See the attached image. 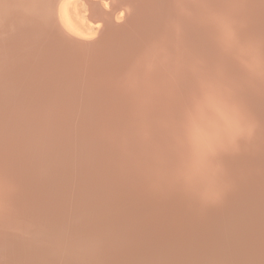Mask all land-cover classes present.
<instances>
[{"label": "bare ground", "instance_id": "bare-ground-1", "mask_svg": "<svg viewBox=\"0 0 264 264\" xmlns=\"http://www.w3.org/2000/svg\"><path fill=\"white\" fill-rule=\"evenodd\" d=\"M103 1L102 0H70L66 6H62L60 8H56L54 6L55 10L52 9V7L49 5L50 3H48L47 0H41L38 3L29 2L28 0H8L7 2L3 3L4 7L8 6V2H10V4H15L16 10L8 11V14L14 16L15 18L18 17L21 19V17L23 16V19L30 20V24L37 29L38 36L35 35L33 37V39L35 40L33 41L34 42V45L32 46L33 48L31 49V51H28L26 53V55L33 53V55L26 56V55H21L20 52H17L16 54H8L7 58L4 60L0 59V104L2 105V108L0 105V109H1L0 115H4V117L5 115H7L6 116L7 120H9L8 114L14 117L13 116L14 112L20 109L22 104L24 105L23 108L28 107V109L30 110L28 114L26 113V108L24 109L25 111L22 108L23 113L25 112L26 114V115L24 114L23 116L25 118L20 116L22 115L20 114L22 113V111L19 112L20 115L17 114V118L19 117H21V119L23 118L22 120L23 123L24 120H26V116L30 115V118H27V120L25 121L27 123L24 124L19 123L20 124L19 126L23 128V129L20 128V130L24 131L27 134H29V132L32 133L34 135L33 137L34 139L31 138L33 140L32 143L34 142L38 143L44 137V136L42 137L40 133L42 132L43 134V132H46V130L49 129L50 126L52 127L53 124L55 125L60 119L59 114H56V110L57 113L58 111L61 113V111L63 112L62 109H65L67 112L65 113L68 115L67 122L63 125L61 124L62 125V127L60 126L61 128L55 126L60 129L58 132L54 131L55 128L54 129L52 128L53 131L56 132V134L54 132L52 134L51 133L52 131H50L52 137L50 138L48 137V138L50 139L51 145L49 144L48 145L49 147L55 146L56 148V146L59 145L62 146V144L65 143L66 145H68L66 151L67 153L65 156L69 158L71 157L70 159L72 158L76 159V157L79 155V149H81L82 146L84 148L83 144H85L86 142H93V146L95 145L98 146L99 144L101 145L102 140L105 138L104 136L105 131L103 128H101V125L103 126V121L98 119L97 117L98 115L97 113L100 110L96 111L97 109H95V107L97 106H101V108L105 107L106 111L103 109L104 110L103 113L105 112L109 113L108 123L114 129L113 130L114 133L108 132L109 134L115 135L114 146L116 144L117 148H119L120 150L126 149V152L128 151L129 156L127 155L128 157L127 158L125 154L128 153H125L124 156L126 157V159L124 157V159L121 160L120 159L121 153L119 154L116 148L115 149L117 150L119 158L117 155L114 156L113 154L110 153L113 148L109 149L111 150L109 151L110 154L108 153L106 147L101 148V149L106 148V152L109 155L105 157V162L104 164L102 163L103 164L102 167L99 166L100 171H102L101 174L103 176L101 174L100 175L102 176L103 179H106V181L108 178H110L112 174L117 178L112 176V178H110V181L112 179L113 182L114 181L117 182L116 179L119 178L121 180L118 179V182H120L127 179L128 180L127 183L126 181H124L125 182L124 184L125 185L129 184L128 186L129 188L126 191H123L122 193L123 196H121V193H118V191L122 187V185L119 188L117 187L118 190L116 193L115 186L118 185L116 184V182L114 184L103 181L104 185L102 187L100 186L102 188L100 189L101 192L99 189L95 190L96 184L98 185L97 180H95L98 173L95 175L96 177H93L94 175L91 173V171H89L90 173L87 172L86 165H88V160L86 159V154L84 157L85 159L84 162L83 161L82 163L79 162L80 163L79 165H76V161H75L71 165H67L62 168L56 167V168H50L49 170L47 169V175L45 176L50 177L52 175H55V177L57 176L59 180L61 178L68 177L69 169L72 168L75 169L72 171L75 176L73 178L68 177L67 183L63 187H61V182L54 185L59 180L56 181V180H52L51 178L47 180L43 178V180L41 181L42 183L41 185L33 186L32 183L36 169L35 167L31 169L28 167L29 170L27 171H23V169L18 168V170L15 171L16 173L15 175H13L12 179L10 176V171L6 169L7 167L5 166L0 167V189L5 191V193L7 194V198L8 197L12 198L16 194V200H18L17 206L19 208L15 207V205L13 204L14 207L8 205L9 210L11 209L10 207H12V209L19 212V214L21 215L23 212L22 209H24V207L27 206L29 200L32 197H37L36 199L42 201L44 205L53 206L56 203H58L57 205L58 210H60L61 213L63 212L62 214L68 213L64 215V217L61 219L60 222H57L58 218L56 217L54 222L51 223L52 226L51 227L49 226L48 227L49 229L45 230L39 226L40 222L38 223V221L40 219V216L38 215V213L35 211V209L34 210L30 209L34 211L33 214L27 215L26 213L21 217H18L16 219H11V221L8 222V224L5 225V227L0 230V234L6 235L8 239L14 241V244L15 242H17V245L19 243L17 249H15L16 253L14 252V254H16V257L17 258L19 257L18 259H20V256H24L25 254L27 255L28 252L32 251L31 253H33L35 248L29 250L30 246L33 244V247L39 245V249L41 248V251H43L41 252V254L44 253L43 255H45V252H47L48 254H46L45 256L48 258L52 247L54 246L53 247L54 249H56L57 247L59 249V253L61 254V256L60 254L58 256H60L61 258L59 257L58 260L54 258L55 262L56 260L58 261L56 262V264H102L99 259L103 257L102 254L106 252L108 254L107 256L104 255L105 257H109L110 254L113 253L112 256H114L115 259L119 258L117 259L115 264H131L130 262L131 258H129V260L127 258L128 257L127 255H131V254L134 255L131 261L137 258L136 262H133L135 264H144L141 261H147V259L148 260L151 259L152 261H155L156 264H197L195 259L199 251V241L202 239L204 242V240L211 239L214 245L219 241L218 238H220L221 235L224 236V233L226 234L227 232L230 231L229 228L231 227L229 225H223L224 223L228 222V219H231L230 216L232 215V214H228L229 206L226 204V201L227 200L229 201V199L231 200V198L236 199L237 201L238 197L240 198V196L237 197V195H239L240 193L244 199H248V201L250 199L251 202H249L248 204L246 203L247 200L243 202L244 205L242 204L243 205L242 208H244V211L242 212V214H240L239 219L241 220V216H242V217H247L250 220V222L253 225L254 236H256L257 238L255 239V241L248 243L247 237L245 238L246 231L243 232L244 229L241 228L242 225H240L239 223H235V221L231 220L228 224H230L231 226H235L231 228L232 229L231 231L233 234L234 245L235 244L237 245L236 249L233 248V250L237 251V249L239 248V250L242 251V249L244 248L243 245L244 243L246 247L252 250L253 254L249 255L248 257L247 256L241 257V259L245 260V262L244 260H242V262L245 264H259V263L264 264V258L262 259L261 257L264 256V229H262L263 227L262 228L260 227L261 222L264 223V190H262L264 188L260 187L262 186V182H264V178H263L264 106H262L264 104L262 103L261 105L260 102L259 104L262 107L258 105V107L256 108L257 110L260 107L258 109V113L255 111L256 114H258V117L260 118V121H258L257 118L256 120L258 122H262L260 125L259 123L257 124V121L256 122L247 121V117H245L250 113L251 116L255 114V112L251 110H250L251 112L247 111L249 114L246 112L248 107L246 106L247 103L249 105V102L253 98H255L253 94L254 91L252 89L254 90L255 88L258 90L260 89L259 91L261 94L259 96L263 95L264 98V63L261 62L262 60L260 59L257 61L256 63L257 65H253V64L251 65V63H249V65L246 64L247 60H250L249 57H251V55L253 54L252 50L254 49L264 50V35H262L264 32V30H262L264 28V0H203L204 3L202 4L200 3L195 4L194 3L195 0H158L159 5L158 4L153 5L152 0H137L136 4H134L133 6V8H136V10H134L136 11V13L133 16H130L131 14L127 15L126 10L128 8L124 9L125 6L124 8L123 6L108 7V5ZM251 1L253 4L252 11H255V13L250 14L249 17L247 15V17L245 18H240L241 13L237 14L236 12L238 11V9L242 4L250 3ZM128 6H130V3L128 4ZM130 7L132 8V4ZM232 8H237V9H232ZM0 12H2L3 15H5L4 16L5 18H7L6 16L7 14L6 12L4 13V10ZM191 13H192L191 18L194 19L197 23L196 26L194 27V31H196V34L202 33L201 23L204 22L203 25L204 31L208 29H214L215 27H217L219 28L221 35L223 34L222 36L226 38L223 41L220 38L221 42L218 41L219 44L217 45H212L214 40H212L211 38L212 40L211 45H209L208 47L202 46L203 48L200 47V50L197 47L198 48L197 51L195 46H197L199 42L197 41L198 43L194 46L195 43L194 36L186 35L187 36L186 40L184 38V31L186 29L182 24L188 19V16ZM256 13L258 14L256 15ZM210 14H213L214 16L212 17L216 19L215 23L213 22V24L212 23L209 24L206 22V17L209 16ZM72 20H74L73 21L74 25H76L78 28L79 27L82 28L83 31L85 30V32L86 31L89 33L93 32L95 33L94 35L96 36L92 38L93 37L92 35L91 36L85 35V32L83 33V31L80 28L79 30L81 31L78 32V34L82 33L83 34L82 36H86V37H79V36L77 37L76 35L65 36L61 34L59 29L61 28L65 29L64 27L66 26H68L69 28L72 27L71 26ZM101 21H104V24H102ZM210 21L211 20H209L208 22ZM94 22H97L98 25L95 24ZM99 22H101V25L99 24ZM19 25H20L19 27H22L21 24ZM257 25L262 27L256 29L260 31L261 35H256V30H252V28L254 27L256 28L259 27ZM6 26L10 31L14 33H18L19 31L21 32V29L24 27V24L23 27L20 29L17 26L16 22L10 23L9 21H7L6 23H3L2 20V24H1V20H0V33L3 31L2 29L5 28ZM166 26H168L167 28L169 31L171 28L175 29L171 32H175V34L177 35L176 38L173 37L175 43H173V41L171 42L173 38H171V40L168 38L167 40L166 39L167 36L166 38L164 37L167 46L163 47L161 52L165 60L168 59L171 60V62L170 65L169 64L166 65V63L163 64L165 62V60H163L161 65H156L154 56L152 54L153 53L152 48L157 44L156 41L157 39H162V37L160 38V35H163L162 31ZM240 26L249 27L248 32L243 31V33L247 35V38L245 37V39L243 37L245 35H242L241 38L240 32H238ZM217 28L214 30H217ZM26 31L27 29L25 30V33ZM186 31L188 32V30ZM210 32L211 31L208 30L206 32V35L209 36ZM13 34H10V32L9 35L7 34L5 35V33L0 34V49L2 48L4 49V47L7 46L6 43H8V45H10L12 48V45L15 46L16 44L14 42L15 40L18 42L17 45L20 47V49H24V46L26 45L25 42L28 40V38H30L28 36L31 35H28V33H26L25 35L23 34L24 36L23 39L22 38L19 39L20 35H13ZM217 35L218 33L216 34V36ZM137 39H140V41L142 40L141 42L142 44L140 45L137 44L136 42ZM207 39L205 37V40ZM205 40H202L201 42ZM210 42L211 41L209 39L205 41L206 45ZM252 44L253 45L255 44L257 48H254ZM192 46L195 47L197 52L196 51L187 52V50ZM120 49H122L121 51H123V53L120 51ZM25 50L27 51V49ZM174 50H176L177 52H174ZM215 52L217 55L221 53L225 55L224 58L221 57L223 61L219 62L215 60L214 58ZM38 54L45 55L46 59L48 57V60H45L44 62V64L47 65L46 74L48 75H44V77L42 76L45 81L43 79L42 80L44 83L46 82L47 86L51 85L50 79L53 82V80L56 78V75L54 74H56L58 70L63 69L65 71L67 69L71 71L70 74H68V78L71 82L68 83L67 87L70 89H68L67 92L54 91L53 89H51L48 91H53L51 92L52 95H50L49 98H47L48 92L45 91L41 92L42 89L39 90V88H44L41 87L42 85L40 86L41 82H39L38 84L39 87L35 88V90L33 88L34 91H37L35 93L31 91L27 92L25 88L22 86L18 87V83L16 80L15 83L17 84H15V86H11L14 85V83L10 84L9 82L7 85H1L3 81L8 80V77L10 76V74H12L11 73L12 71H14V73H16V75H18L19 78H21L23 77L24 75L23 73H25V71L36 70V66L35 67H30V65L29 67L22 66L21 56H24L26 58L27 57L34 58L37 57ZM106 58H109L110 62L102 63L103 60H107ZM176 63H178L177 66H175ZM223 63L224 64L226 63L227 69L229 70L231 75L233 74V76H235L234 78L244 83L243 86L242 85L240 86V84L239 85L236 84L237 83L236 81V83H230L225 87V84L223 82L224 78L216 74V66L220 67L219 65ZM243 65L247 68H250V70H251V66L252 69L253 66H260L259 67L260 69L263 68L261 71L262 72L261 82H259L260 80L259 81H254L253 79L251 80L252 78L251 76H254V74L251 76H247L250 75L248 73L251 72H246L247 75L246 74L242 75L241 74L242 72L240 73L239 71L242 70L241 68L243 67ZM100 66H102L101 69L96 68ZM164 68H168V70L159 77L155 76V74L153 73L155 69L157 72L158 69H160L161 71ZM257 68L258 67H256V69ZM186 71H189L190 74L188 75L185 74ZM17 72L20 73L17 74ZM238 73H240V75H238ZM26 79H28V76ZM221 82L223 83L221 84ZM43 86L45 85L43 84ZM193 88H195L193 93L194 96H191L193 95L191 93L190 99H193L192 102L197 106H199V108H200V104L204 102L207 103V100L209 101L211 99L210 102L214 104L212 105V112L217 110L219 111L220 108H223L222 105H224L223 97L227 96L230 101L229 106L232 105V107L238 110L239 114H241L243 117L241 118L242 121L238 126L233 125V127H231L232 129L228 126L230 128L228 129L226 124L227 130L224 128L225 130L223 129L222 131L215 132L214 129L211 128V125L214 122L213 120H216L214 116L217 115H214L213 113L211 114V117L209 116L210 117L209 119L207 117V120L213 121L210 127L207 126L208 130H213V131H208V130L206 131L207 129L206 127H204L205 131L201 133L195 131L194 133L191 130L186 131V133H193V139H194L193 142L191 140H190L191 142H189L190 144H192L191 146L189 144L187 145L183 144L184 142L188 143L189 139H186L187 141L184 142H183L184 138L183 140H179L183 142L182 144L180 142L181 149L182 148L185 149L187 146L186 148L187 150L193 151V154L191 153L192 159L188 157L187 158L188 161L186 159V156L191 151L190 152L188 151V153L186 154L184 153L185 156H182L183 154L181 155L182 157H185V158L181 157L182 161L183 162L185 161L184 163L188 162L189 165H191L190 169L192 168L191 175L189 174L190 176L186 175L187 173H185V175L188 177L186 178L183 175L184 172L186 171V170L184 171V169H183L184 172H182L180 169H179L180 171L175 169V171L173 172L172 169L173 165L171 162L173 157H171L172 155H170V148L173 142L170 145H168L169 137L167 138L163 136L164 137L163 140H161V142L158 143L156 142L157 141L156 138L147 131H149L148 130L149 121L155 120L154 122H156V119L160 118V117L157 118L155 116L156 111H158L156 110L157 109L156 104H158L159 101H163V102L167 101L168 99H170V97H173L176 101L172 100L173 102L171 101L169 103V105H172L170 107L173 110L171 111V108L168 106L170 108L169 113H172L173 116L171 115V118L168 119V122L170 124L172 123V126L174 125L181 126L180 123L183 124V122H180V119L178 120L176 118L180 110L179 105H181V102L184 101L185 99H186L185 101H187L186 95L187 93H189L190 90H193ZM46 89L47 88H45L44 90ZM5 91L9 93H5ZM134 91L138 94H140V92L141 93L144 92V94L142 93L140 95L141 96L144 95L143 96L144 98L146 97L144 99L145 103L140 102L141 104H144V106L141 107V110L143 109V112H145V115L143 116L145 117L144 119L145 121L140 120V123L137 122L132 123L131 121L132 118H130L131 114L130 116L127 115L130 112V110L126 112L127 114L122 113L121 115H119L123 111L122 109H121L122 111L120 110L121 111L120 113L116 112L119 114L115 113V111H119L118 109L120 108L119 106L121 102L127 100L131 102L137 99V96L139 95L136 96V93ZM10 94L11 95L17 94V96H13L9 99L7 97H9ZM72 94H74L75 96L69 97L70 95L72 96ZM44 95L46 96L44 97ZM67 97L70 100L65 99ZM139 98L140 97H138V99ZM64 99L67 100V103L65 105L63 103L65 102ZM177 99H179L180 101L178 100L179 101L178 102ZM137 100L134 102H137ZM130 102L128 104H130ZM176 102L177 104H172ZM94 105L97 106H95L93 110H91L90 106L93 107ZM117 105H119L118 106L119 108H116ZM60 107H64V108H61L60 111L59 109ZM7 110L9 111L7 112ZM252 112L254 113L252 114ZM103 113L101 111L100 116ZM131 113L135 115V113H133L132 111ZM196 113L197 112H195V114ZM41 114L43 115L41 116ZM105 114L104 116H106ZM57 115L59 117H57ZM255 117L253 116V118ZM39 118L43 120H39ZM57 118L59 119L57 120ZM126 118H128L130 121H128V119L126 120ZM83 119H88L87 121L90 124L89 126L91 127L92 130H95V133L92 134L87 132L86 125L85 128L81 126L80 122ZM123 119L126 120L127 122L125 121L126 123H124ZM4 120L0 121V130H1L0 142L3 140L1 138L3 135L7 134L5 136L6 138L11 134V132H14V129L16 128L14 127L15 125L8 123L9 121H11V119L8 122H4ZM158 121L159 120H157V122ZM190 121H192V117ZM216 121L218 122V120ZM62 122L64 123V121ZM62 122L60 121V123ZM162 125L164 127L166 126V124H162ZM215 125L217 126L216 123L213 126ZM176 126L174 127L176 128ZM160 127L159 129L155 127L157 132H159V134L160 131L158 130H160ZM170 128L173 127H171L170 125L169 129ZM180 128L181 127H179L178 129ZM49 130H47V132ZM171 130L173 129H170V131ZM175 130L177 131V129L173 130L174 131L173 137H175V133H176ZM181 131L178 130L179 134L176 133V136L177 134L180 135ZM258 132L261 133L258 135ZM166 133L168 134V132ZM48 134L47 136H50ZM172 134L173 133L171 134L169 133V136ZM145 135L151 139V141H149L151 142V144H152V139L154 140L155 144L151 145V147L148 148V145H146L148 144V142L146 141V143H144L145 146H143V148L147 147L148 149L147 148L142 149V147L140 146V148L142 149L141 150L139 148L140 144L138 145V141ZM188 135L191 134H187V136ZM111 137L114 138L113 135H111ZM113 138H111V140ZM91 139H93V141ZM227 140L229 141L227 142ZM173 141H175V138L173 139ZM111 142H113V140ZM107 144L104 146H107ZM178 144L177 146L179 147L180 144L179 145ZM109 145H113V144H109ZM111 147L112 146H110V148ZM176 148H175L176 152L181 150L180 147L178 148L179 150L178 149L176 150ZM152 149L155 150L153 154L152 153L150 154ZM56 150L57 149H55V151ZM173 150H171V152ZM49 151H53V150L39 149L36 150L35 153H31V154L32 156H34L35 160L39 162V164L42 161L45 162L46 160L51 159L54 155H56L57 159L60 158V156H62L59 155L58 157L57 153L54 151L53 153L55 154L52 155L53 153ZM124 152L125 151H123V153ZM176 152L173 151V153ZM59 154H61V151ZM14 157L17 162L19 161V158L21 159V155L19 156L17 153L14 154ZM242 161L247 162L246 166L248 167L246 170H244L241 167ZM141 162L144 163L146 162V164H148L150 167L146 166L143 167L145 169H142L143 163L142 166L139 167ZM41 164L39 167L43 166ZM129 164L130 165L138 164L139 166L136 165V167L138 166L139 169L133 171L132 168L134 167V165L133 167H131ZM180 164H182V162H180ZM33 166L35 165L33 164ZM185 166L188 168V170H190L187 164H185L184 167L183 166L182 167L186 168ZM258 166L260 170L259 175L254 176L252 171L254 170V172H257L255 170ZM239 167H241L243 170L240 169ZM158 170H162L163 173L164 172L167 173L165 178L172 179V184H170V187H167V183H166L165 190H167V193H165L166 196L164 195L166 198L164 196L161 197L163 194L161 195L159 191L160 188L161 189L164 188L163 187L164 184L162 187H159V184L162 182V176L160 174H158V176L156 175V171ZM49 173L52 174L50 175ZM17 176L22 177L23 188L19 190V192L15 193L16 190L11 188L10 182L16 179ZM113 177L115 178V180L113 179ZM99 180L102 182L101 178L98 179V181ZM142 180H145L147 183L144 184ZM87 181L91 183L92 182L95 183L96 181V183L94 184L95 187L91 188L92 191L93 190L95 191L89 193L91 196L90 195L86 196L85 194L86 192L84 193L82 191V187L83 185H85ZM257 183L260 184V186ZM94 185L91 184V186ZM109 185L112 187V189H110L111 187ZM183 185L184 186L186 185L185 187L187 186L190 187L189 189L192 190V196H189L190 194L189 191L186 192V190L185 191L182 190L181 187ZM108 186L110 188H107ZM163 192L164 189H162L161 193ZM186 193H188V195ZM167 197H168V201H165L166 205L161 206L159 208L160 210L157 209L156 207L157 201L167 200ZM128 198L130 199V201L133 199L132 202L134 204L131 203L132 204L131 207L137 205L140 208L141 207L144 208L142 215H135L143 218L142 220H140L139 217L136 219H131L132 212L129 213L128 211L131 207L129 209L125 207L127 202L129 201ZM195 198L201 199L202 202H199L201 207L193 206L192 209H189L193 204L192 202L189 201L192 199L196 200ZM118 204H120L121 207H123L122 208L123 212L120 213L121 214L120 217L122 218L121 221H119L117 215L111 213L114 212L116 208H119ZM195 207L204 208L203 209L204 211L202 212L199 211L200 214L196 213L197 215L193 214L194 211L192 210L193 209L195 210ZM94 209L98 210V212L102 211L101 213L104 214L106 211H110V212H106L107 213L106 215L108 217L101 216L102 218H100L99 215L97 214V218H100V221L97 222L95 225L90 223V221H93V219L90 218L89 220V217L91 215H94L92 212V210L95 211ZM25 210H29V209L26 208ZM55 210L56 209H53L52 211ZM163 210H165L164 211L165 214L163 212L164 216L162 217V219H160L161 217L159 218L158 215ZM143 215L145 217H142ZM116 218L118 219V221ZM240 220H238V222ZM114 221L115 223L118 222L119 223L112 226V223H114ZM236 227H240V229L239 230L235 229ZM227 228L229 231L227 230ZM19 229L26 230V232L29 233L28 235L32 236V238L30 239L28 238L29 239L28 248L27 246L22 247L23 246L22 241L24 240L19 236ZM225 229L227 230L226 232H224ZM81 231L83 232L82 235L80 234ZM71 235H74V237ZM151 235L152 238H150ZM176 235H178L177 238L175 237ZM36 236H37V240L39 241L35 240ZM193 236H195V239L189 241L190 240L189 238L190 237L192 238ZM239 236L240 239L238 238ZM216 239L217 242H215ZM176 241L178 242L177 243L178 246L176 245V243H174ZM81 242L82 243L85 242L86 246L88 245V248L89 246H91V248L85 249L82 246L83 249H81L82 247L81 248L78 247L81 244ZM104 242H107V244H105ZM99 243H104V244L99 245ZM207 243L209 245V242ZM117 247H119V249ZM212 248H214V246ZM214 251L218 252V249ZM41 254L40 256L42 257L43 255ZM12 257H14V255ZM215 257L216 259H214ZM218 257H219L218 255H214L213 258L207 259L209 260L207 263L205 262L206 261V257H205L204 258L205 261H203L204 263L202 264H239L238 260L240 258H236L234 255H231V257H229V260L227 261L225 260L224 262L220 260V257L219 258ZM14 259L15 258H13L12 260ZM162 259H164V262H162ZM45 260L46 259H44V261ZM34 261L35 260H33V262ZM39 263H43V259ZM155 263L153 262V264ZM24 264H28V263H24ZM103 264H107V262H103Z\"/></svg>", "mask_w": 264, "mask_h": 264}, {"label": "rangeland", "instance_id": "rangeland-1", "mask_svg": "<svg viewBox=\"0 0 264 264\" xmlns=\"http://www.w3.org/2000/svg\"><path fill=\"white\" fill-rule=\"evenodd\" d=\"M8 0H0V11H2V10H4V13L6 12V16H7V18H5L4 16L5 15H3L2 14V12H0V20H1V24H2V20H3V23H6L7 21H9L10 23H15L16 22V24H17V26L19 27L20 25L19 24H21V26L23 27V24H24V27L22 28V27H19L20 29H21V32L19 31L18 33H14V32H12V31H10L8 28H7V26L5 27V28H3L2 30V32L0 33V34H3V33H5V35L7 34V35H9V32H10V34H13V35H20L19 36V39H23V34L25 35L26 33H28V35H31V36H28V37H30V38H28V40L25 42L26 43V45L24 46V49H20V47L17 45V41L15 40L14 42L16 43L15 44V46L14 45H12V48H11V46L10 45H8V43H6L7 44V46H5V47H7V48H5L4 47V49L2 48V49H0V59H2V60H4V59H6L7 58V55L8 54H16L17 52H20V54L21 55H26V53L28 52V51H31V49L33 48L32 46L34 45V42L33 41H35L34 39H33V37L35 36V35H37L38 36V32H37V29L34 27V26H32L31 24H30V20H28V19H23V16L21 17V19L20 18H18V17H14V16H12V15H10V14H8V11H13V10H16V7H15V4H10V2H8V6H5L4 7V2H7ZM29 2H33V3H38L39 1H41V0H28ZM56 1V2H55ZM58 1L59 0H47V2L48 3H50L49 5L52 7V9H54L55 10V8H54V6L56 7V8H60V7H62V6H66L67 5V3L70 1V0H61V1H59V3H58ZM103 1V0H102ZM64 3V5H63V3ZM104 3H106L107 5H108V7L109 6H123V8H124V6H125V8L124 9H127L126 10V12H127V15H130V16H133L135 13H136V11H134V10H136V8H133V6H134V4H136V2H137V0H104L103 1ZM130 3V6H131V4H132V8L130 7V6H128V4ZM158 0H156V1H153L152 0V4L153 5H156V4H158ZM12 3V2H11ZM194 3L196 4V3H200V4H202V3H204V1L203 0H201V1H197V0H195L194 1ZM53 4V5H52ZM246 4H248V5H246ZM244 3V4H242L241 6H240V8L238 9V11L236 12L237 14H240L241 13V15H240V18H245V17H247V15H248V17L250 16V14H252V13H255V11H252L253 10V4H252V1L250 2V3ZM58 5V6H57ZM159 5V4H158ZM255 5V4H254ZM127 6V7H126ZM247 6H249V7H247ZM157 8V7H156ZM232 9H237V8H232ZM247 9V10H246ZM114 10V9H113ZM251 10V11H250ZM249 11V12H248ZM31 12V11H30ZM246 12V13H245ZM194 13V12H193ZM236 13H234V14H236ZM248 13V14H247ZM258 13H256V15H257ZM191 15H192V13L191 14H189V16H188V19L182 24L184 27H185V29L186 30H188V32L185 30L184 31V38H185V40H186V38H187V36H191V35H193L194 36V40H195V43H194V46L198 43V45L197 46H195L196 47V49H197V51H198V48H199V50H200V47H208L209 45H211V43H212V40H214L215 42H217V43H215L214 41H213V43H212V45H217V44H219V42H221V39H222V41L226 38V37H224V36H222L221 35V33H220V30H219V28H217V27H211V28H214V29H216L217 28V30H214V29H208V30H210L211 32H210V35L208 36V35H206V32L208 31V30H206V31H204V22L203 23H201L202 24V33L201 34H196V31H194V27L196 26V21L194 20V19H192L191 18ZM3 16V17H2ZM210 16V17H209ZM209 16H207V17H209V18H207L206 16V22L207 23H209V24H213V22L215 23V21H216V19L215 18H213L212 16H214L213 14H210ZM190 17V18H189ZM214 19V20H213ZM209 20H211L210 22H208ZM213 20V21H212ZM19 21V22H18ZM74 20H72V27H68V26H66V27H64L65 29L64 30H66V31H68L70 34H72V35H76L77 37L79 36V37H86V36H82L83 34L82 33H80V34H78V32H80L81 30L83 31V29L82 28H80L81 30H79V28L76 26V25H74V22H73ZM94 21V20H93ZM102 22V24H104V21H101ZM101 22H99V24L101 25ZM194 22V23H193ZM95 24H97L98 25V23L97 22H94ZM193 24H195V25H193ZM208 24V25H209ZM257 26H259V25H257ZM31 27V28H30ZM76 27V28H75ZM168 26H166V27H164V29H163V31H162V34L164 35H160V38L162 37V39H157L156 41H157V44L152 48V54H153V56H154V60H155V63H156V65H161V63H162V61L163 60H165V58L163 57V54H162V49H163V47H165V46H167L166 45V43H165V38H166V36H167V40H168V38L171 40V38H176L177 37V35L175 34V32H171V31H173V30H175V29H170V31L168 30V28H167ZM24 28H26L27 29V31H26V33H25V30L26 29H24ZM191 28V29H190ZM258 28H262V27H254V28H252V30H256V29H258ZM6 29V30H5ZM59 29V28H58ZM74 29V30H73ZM165 30V31H164ZM191 31V34H190V31ZM215 31V33L217 34L218 33V38H217V36H216V34L214 33V31ZM248 30H249V27H245V26H240V28H239V30H238V32H240V37L242 38V35H245L244 33H243V31H245V32H248ZM261 30V29H260ZM262 30H264V28L262 29ZM30 31V32H29ZM169 31V32H168ZM218 31V32H217ZM85 32V30L83 31V33ZM87 32V31H86ZM85 32V35H92L93 37L92 38H94V36H96V35H94L95 33H93V32H91V33H89V32H87L86 33ZM186 32V33H185ZM214 34H213V33ZM237 32V33H238ZM31 33V34H30ZM169 33V34H168ZM173 33H174V35H173ZM204 33V34H203ZM22 35V36H21ZM187 35V36H186ZM199 35H200V38H199ZM202 35V36H201ZM205 35V36H204ZM215 35V36H214ZM256 35H261V33H260V31L259 30H256ZM262 35H264V32H263V34ZM171 36V37H170ZM196 36H197V38H196ZM214 36V37H213ZM105 37V36H104ZM165 37V38H164ZM205 37H206V39L208 38V37H210V38H208L211 42L210 43H208L207 45H206V43H205V41H207V40H205ZM244 37V39H245V37L247 38V35H245V36H243ZM174 38L171 40V42L173 41V43H175L174 41ZM211 38H212V40H211ZM221 38V39H220ZM199 39H202V40H205V41H203V42H201L202 40H199ZM217 39H219V40H217ZM161 40V41H160ZM217 40V41H216ZM138 41H139V43H138ZM198 41V42H197ZM219 41V42H218ZM136 42H137V44H142L141 42H142V40L140 41V39H137L136 40ZM201 42V43H200ZM33 43V44H32ZM203 43V44H202ZM161 44V45H160ZM163 44H165V45H163ZM121 45V44H120ZM253 45V44H252ZM3 46V45H2ZM159 46H161V47H159ZM178 46H179V44H178ZM254 46V48H257L256 46H255V44L253 45ZM11 49H10V48ZM13 47H16V48H13ZM157 47V48H156ZM195 47H190V48H192V49H188L187 50V52H195L196 51V49H195ZM198 47V48H197ZM202 47V48H203ZM121 48V47H120ZM154 48H155V50H154ZM201 48V49H202ZM7 51H6V50ZM25 49H27V51L25 50ZM180 49V48H179ZM122 49H120V51H121ZM255 50V49H254ZM254 50H252V55H251V57H249V59L250 60H247V62H246V64L247 65H249V63H251V65L253 64V65H257L256 63H257V61L258 60H262L261 62H263L264 63V54H263V52H264V50H258V49H256L255 51ZM196 51V52H197ZM260 53H259V52ZM122 53H123V51H121ZM120 52V53H121ZM174 52H177L176 50H174ZM2 54V55H1ZM261 54V55H260ZM30 56V55H33V53H31V54H27L26 56ZM192 55H194V54H192ZM34 56H35V53H34ZM102 56V55H101ZM123 56V55H122ZM214 58H215V60L216 61H223V59L222 58H224L225 57V55H223V53H221V54H216V52L214 53ZM220 56V57H219ZM46 56L45 55H43V54H38V56L37 57H34V58H31V57H24V56H21V60H22V66H27V67H29V65H30V67H35L36 66V70H28V71H25V73H23L24 75H23V77H21V78H19L18 77V75H16V73H14V71H12L11 73L12 74H10V78L8 77V80H5V81H3L2 83H1V85H7L8 84V82L11 84V83H14V85H11V86H15V84H17L18 83V87L20 86H22V87H24L25 88V90L27 91V92H29V91H31V92H37V91H34L35 90V88H37V87H39V82H41L40 83V86L41 87H44V88H39V90L40 89H42L41 90V92L42 91H45V92H48V94H47V98H49V96L50 95H52V93L51 92H53V91H48V90H51V89H53L54 91H60V92H67L68 91V89H70V88H68L67 86H68V83L69 82H71L70 80H69V78H68V74H70V70H63V69H60V70H58V72L56 73V74H54V75H56V78L53 80V82L51 81V79H50V82H51V85L50 86H47L46 85V82L44 83L43 82V77H44V75H48V74H46L47 73V65L46 64H44V62H45V60H48V57H47V59L45 58ZM222 57V58H221ZM107 60H103L102 61V63H108V62H110V60H109V58H106ZM218 59V60H217ZM214 60V59H213ZM248 61H250V62H248ZM170 62H171V60H165V62L163 63V64H165L166 63V65H170ZM160 63V64H159ZM262 63V64H263ZM177 64L178 63H176V65L175 66H177ZM246 64H245V66H246ZM224 65V66H223ZM220 67H218V66H216V74L217 75H219V76H222L223 78H224V80H223V82H224V84H225V87L227 86V85H229L230 83H236V81H237V83L236 84H240V86L242 85L243 86V82H240V80H237L236 78H234L235 76H233V74L231 75L230 74V72H229V70L227 69V67H226V63L224 64H220L219 65ZM244 65H243V67L241 68L243 71H244V73H243V71L241 70V71H239L242 75H247V73L246 72H251V73H248V74H250V75H247V76H251V75H253L254 74V76H255V79H254V76H251L250 78H251V80L253 79L254 81H259V82H261V79H262V69H260L259 67L260 66H253V69H252V66H251V70H250V68H247V67H245ZM256 67H258L257 69H256ZM97 69H101L102 68V66H100V67H96ZM217 68H218V70H217ZM244 68V69H243ZM63 70V71H62ZM168 70V68H164V69H162L161 71H160V69H158V71L156 72V69L153 71V73L155 74V76H157V77H159L160 75H162V74H164L166 71ZM217 71H218V73H217ZM29 72V73H28ZM87 72V71H86ZM188 72V73H187ZM18 73H20V72H17V74ZM240 73H238V75H240ZM14 74V75H13ZM85 74V73H84ZM185 74H190L189 73V71H186L185 72ZM187 75H185V76H187ZM227 75H229V76H227ZM230 75H231V78H230ZM25 76H26V78H27V76H28V79H26L25 78ZM43 76V77H42ZM42 77V78H41ZM156 77V78H157ZM190 77V76H189ZM24 78V79H23ZM22 79H23V81H22ZM43 79V80H42ZM158 79V78H157ZM17 81V83H15L16 81ZM45 81V80H44ZM62 81V82H61ZM143 81V80H142ZM141 81V82H142ZM240 83H239V82ZM223 82H221V84L223 83ZM253 82V81H252ZM242 83V84H241ZM43 84L45 85V86H43ZM65 85H66V88H65ZM258 85H259V83H258ZM34 86H36V87H34ZM47 86V87H46ZM30 87H31V89H30ZM33 88H34V90H33ZM45 88H47L46 90H44ZM162 88H164V87H162ZM254 88V87H253ZM28 89V90H27ZM64 90H66V91H64ZM194 90H195V88H193V90H190L189 91V93H187V95H186V98H187V101H182L181 102V106L182 107H180V117H181V119H180V122H183V124L182 123H180V125L181 126H176V125H174V126H176V128L174 127V126H172V123L170 124L169 122H168V119H170L171 118V115H172V113H169L170 112V106H172V105H169V103L172 101V100H175L173 97H170V99H168L167 101H169V102H167V101H159L158 102V104H156V107H157V109L156 110H158V111H156V117L158 118V117H160L159 119H156V122H154L153 120H151V121H149V124H148V127H149V131H147V132H149V133H151V135L152 136H154L155 138H156V142H158V143H160L161 142V140H163V136H165V137H169L168 138V145H170L172 142V145H171V148H170V155H172L171 157H173L172 158V160H171V162H172V165H173V172L175 171V169L176 170H178V171H182V172H184L185 170V172H184V177H186V178H188L186 175H191V171H192V168L190 169V166L191 165H189V163L188 162H186V163H184L183 161H182V159H181V157L182 156H185L184 155V153L186 154V153H188V151L190 152L189 154H187V156H186V159L189 157V158H191V156H192V154H193V151L192 150H187L186 148H187V146H186V148L185 149H181V144L184 142V141H187L186 139H189V141H188V143L187 142H184L183 144L185 145H187V144H189L190 146L192 145V144H190L189 142H193V133H186V131H189V130H191L192 132H203V131H205V128L204 127H206L207 129H206V131L208 130V127L207 126H209L210 127V125H211V123H212V125H211V128L212 129H214V131L215 132H219V131H222L224 128L227 130V127L229 126L230 128L231 127H233V125L234 126H238L240 123H241V121H242V115L241 114H239V111L238 110H236V109H234L233 107H232V105L231 106H229V103H230V101H229V99H228V97L227 96H224L223 97V104L224 105H222L223 106V108H218L219 109V111L217 110V111H213L212 112V105H214L213 103H211L210 102V100L208 101L207 100V103L206 102H204V103H202V104H200V108H199V106H197L196 104H194L193 102H192V100L193 99H190L191 98V96H194ZM253 91H254V97L255 98H253L250 102H249V105H248V103H247V105L246 106H248L247 107V110H246V112L247 111H249V112H251V111H256L257 113H258V109L260 108V107H262V106H264V105H262V103L264 104V98H263V95H261V96H259L261 93H260V89L258 90V89H256L255 88V90L254 89H252ZM135 92V91H134ZM2 93V92H1ZM5 93H9V92H7V91H5ZM44 93V92H43ZM55 93V92H54ZM136 93V92H135ZM143 94H144V92H142ZM141 92H140V94H142ZM191 93L193 94V95H191ZM38 94V93H37ZM140 94H138V93H136V96L137 95H139V96H137V99H138V97H143L144 95H140ZM68 95V94H67ZM191 95V96H190ZM13 96H17V94H10V96L9 97H7V98H11V97H13ZM46 95H44V97H45ZM75 95L74 94H72V96L70 95L69 97H74ZM135 96V97H136ZM189 96V97H188ZM140 98L137 100V99H135L134 101H136L137 100V102H134V101H129V100H127V101H123V102H121V104H120V106L119 105H117L116 106V108H119L118 110L119 111H115V113L116 112H121L122 110L123 111H125V112H121L120 114L119 113H116V114H119V115H121L122 113H126L127 111H129L130 110V112L127 114V115H129L130 116V114H131V116H130V118H132L131 119V121H132V123H140V120L141 121H145L144 119H145V117H143L144 115H145V112H143V109L141 110V107H143L144 106V104H141L140 102H142V103H145L144 102V99L146 98H141V100H140ZM261 98V99H260ZM65 99H68V97L67 98H65ZM64 99V101L65 102H63L64 103V105L67 103V100H65ZM255 99V100H254ZM18 100H19V97H18ZM68 100H70V99H68ZM179 99H177V101H178ZM130 102V104H128L129 102ZM176 101V100H175ZM180 101V100H179ZM178 101V102H179ZM229 101V102H228ZM258 101V102H257ZM126 102V103H125ZM167 102V103H166ZM173 102V101H172ZM184 102V103H183ZM187 102V103H186ZM192 102V103H191ZM210 102V103H209ZM261 102V103H260ZM160 103V104H159ZM183 103V104H182ZM185 103H186V105H185ZM191 103V104H190ZM222 103V102H221ZM253 103V104H252ZM262 105H260V104ZM137 105V107H136V105ZM172 104H177V102L176 103H172ZM189 104V105H188ZM208 104V105H207ZM1 105V104H0ZM142 105V106H141ZM193 105V106H192ZM196 105V106H195ZM228 105V106H227ZM251 105V106H250ZM258 105H260V107L256 110V108L258 107ZM23 104L21 105V108L20 109H18L16 112H14V117H12L10 114H8V119L10 120L11 119V121H9V120H7V115H5V117H4V115H0V121H2V120H4V119H6V120H4V122H8V123H11V124H13V125H15L14 127H16L15 129H14V132H11V134L9 135V136H7L6 138H5V136L7 135H3L1 138L3 139L1 142H0V167H7L6 169H8L9 171H10V176H11V179H12V177H13V175H15V171L16 170H18V168L19 169H23V171H27V170H29V168L31 169V168H33V167H35L36 169H35V174H34V177H33V183H32V185L33 186H35V185H37V186H39V185H41L42 183H41V181L43 180V178L45 179V180H47V179H49V178H51L52 180H59L58 179V177L56 176L55 177V175H52V176H50V177H48V176H45V175H47V169L49 170L50 168H56V167H59V168H62V167H65V166H67V165H71L72 163H74L75 161H76V165H79L80 163L79 162H81L82 163V161L84 162V157H85V154H86V159L88 160V165H86L87 166V172L88 173H90L89 171H91V173L94 175L93 177H96L95 175L97 174V177L95 178V180H97V182H98V185L96 184V188H95V190H97V189H102L101 187L104 185V182L106 181V179H103L102 178V171H100V167L99 166H101L102 167V165L104 164V162H105V157L107 156V155H109L110 153L111 154H113L114 156H118V153L120 154V159L122 160V159H124V157L126 156L127 157V155L129 156V153H128V151L126 152V149H123V150H120L119 148H117V146H116V144H115V146H114V141H115V135L114 134H109V133H114L113 132V128H112V126L108 123L109 122V120H108V118H109V116H108V112L105 114V113H103L104 112V110L106 111V109H105V107H102L101 108V106H97V105H94L93 107L92 106H90L91 108V110H93V108L95 107V106H97V107H100V108H97V107H95V109H97L96 111H99L97 114L99 115H97V117H98V119H100V120H102L103 121V126L101 125V128H103L104 129V136H105V138L102 140V142H101V145L99 144L98 146H93V142H86L85 144H83L84 145V148H83V146H82V148L81 149H79V157H81V158H79L78 156L76 157V159H74V158H72V159H70L69 157H67V156H65L66 155V151H67V148H68V145H66L65 143L64 144H62V146L61 145H59V146H56V148H55V146L53 147V146H50L49 147V145H51V142H50V137H52V135H51V133L53 134V132L54 131H56V132H58L60 129L59 128H61L62 127V125L63 124H65L66 122H67V117H68V115L66 114L67 112H66V110L65 109H62L63 110V112L61 111V108H64V107H60L59 109H60V111H61V113L58 111V113H57V110H56V114H59V116L57 115V117H59V118H57V120L59 119L61 122L62 121H64V123L62 122V123H60V121L58 120V124L56 123V122H54V123H56L55 125L53 124L52 125V127L50 126L49 127V129H51V130H49V129H47V130H49L48 132H49V134H48V132H47V130H46V132H43V134H42V132L40 133L41 134V136L43 137L42 138V140L40 141V142H38V143H32V139L31 138H33L34 137V135L32 134V133H30L29 132V134H27V133H25L24 131H21L20 130V128H21V126H19L21 123L22 124H24V123H27V122H25L26 120H27V118H30V115L28 116H26V120H24V123H23V118H25V117H23L24 116V114H25V112L23 113V110L26 108V107H24L23 108ZM63 106V105H62ZM119 106V107H118ZM135 106V107H134ZM140 106V107H139ZM158 106H159V108H158ZM170 108H169V107ZM195 106V107H194ZM203 107V108H202ZM207 107V108H206ZM211 107V108H210ZM1 108H2V105H1ZM22 108H23V110H22ZM125 108H126V110H125ZM138 108V109H137ZM196 108V109H195ZM206 108V109H205ZM230 108V109H229ZM249 108V109H248ZM16 109H17V107H16ZM104 109V110H103ZM122 109V110H121ZM201 109V110H200ZM203 109H204V111H203ZM222 109H223V111H222ZM225 109V110H224ZM1 110V109H0ZM13 110H15V109H13ZM121 110V111H120ZM135 112H134V111ZM206 110V111H205ZM208 110H209V112H208ZM211 110V111H210ZM216 110V109H215ZM229 110V111H228ZM251 110V111H250ZM9 110H7V112H8ZM12 111V110H11ZM22 111V113H20V114H22V115H20L19 114V112H21ZM25 111V110H24ZM53 111H54V109H53ZM101 111H102V115L100 116V114H101ZM131 111L133 112V113H135V115L134 114H132L131 113ZM139 111H141V112H143V113H141V112H139ZM171 111H173L172 110V108H171ZM187 111V112H186ZM18 112V113H17ZM30 112V110L28 109V107L26 108V113L28 114ZM66 112V113H65ZM168 112V113H167ZM195 112H197V113H199V114H195ZM209 114H208V113ZM211 112V113H210ZM232 112V113H231ZM236 112V113H235ZM254 112H252V114L254 113ZM256 112H255V114H256ZM1 113V112H0ZM137 113H138V115H137ZM214 113V115H217V116H214V118L216 119V120H218V122L216 121V120H213V121H209V120H207V117H208V119L211 117V114H213ZM248 113V112H247ZM17 114H19L21 117H23L22 119H21V117H19V118H17ZM104 114L106 115V116H104ZM140 114V115H139ZM206 114H207V116H206ZM219 114V115H218ZM249 114V113H248ZM253 115L254 117L255 116H257V117H255V118H253V116H251V113L249 114V115H246L245 117H247V121H250V122H256L257 120L258 121H260V118L258 117V114H256V115ZM26 115V114H25ZM43 114H41V116H42ZM66 115V116H65ZM170 115V116H169ZM241 115V116H240ZM64 118H63V117ZM173 116V115H172ZM206 118V120H205V118ZM210 116V117H209ZM213 116V115H212ZM248 116H249V119H248ZM3 117H4V119H3ZM134 117H135V119H134ZM138 117V118H137ZM153 117V116H152ZM190 117V118H189ZM191 117H192V121H190L191 120ZM250 117H252V118H250ZM121 118V117H120ZM163 118V119H162ZM189 118V119H188ZM256 118H257V120H256ZM63 119V120H62ZM125 119V118H124ZM123 119V121H124V123H126L127 121V119L128 118H126V120H124ZM165 119H166V121H165ZM241 119V120H240ZM39 120H43V119H41V118H39ZM56 120V121H57ZM88 119H83V120H81V126L83 127V128H85V125H86V131L87 132H89V133H95V130H92L91 129V127L89 126L90 124H89V122L87 121ZM133 120H135V121H133ZM157 120H159L158 122H157ZM162 120V121H161ZM194 120H195V123H194ZM13 121V122H12ZM19 121V122H18ZM83 121H85V122H83ZM126 121V122H125ZM128 121H130L129 119H128ZM191 123H190V122ZM209 123H208V122ZM237 121V122H236ZM257 121V124L259 123V125L262 123V122H258ZM16 122H17V124H16ZM88 122V123H87ZM152 122H153V124H152ZM164 122V123H163ZM15 123V124H14ZM20 123V124H19ZM87 123V124H86ZM169 123V124H168ZM217 124V126L215 125V126H213L214 124ZM235 123V124H234ZM62 124V125H61ZM161 124V125H160ZM162 124H166V126L164 127ZM167 124H168V126H167ZM195 124V125H194ZM226 124H227V127H226ZM154 127H153V126ZM159 125V126H158ZM170 125H171V127H173V128H170V129H177V131L175 130V132L176 133H178V130L179 131H181L180 132V135H178L177 134V136H176V133H175V137H173V135H174V131L173 130H171L170 131V129H169V127H170ZM184 125V126H183ZM231 125V126H230ZM54 126V127H53ZM55 126H58L59 128H57V127H55ZM61 126V127H60ZM158 126V127H157ZM163 127V128H161V127ZM13 127V128H14ZM89 127V128H88ZM106 127H108V128H106ZM157 129H159V127H160V130H158V131H160V134H159V132H157V130H156V128ZM179 127H181L180 129H178ZM183 127V128H182ZM191 127V128H190ZM198 127V128H197ZM228 127V129H230ZM55 128V130L53 131V129ZM56 128H57V130H56ZM155 128V129H154ZM167 130H166V129ZM195 128V129H194ZM203 128H204V130H203ZM21 129H23V128H21ZM88 129V130H87ZM152 129V130H151ZM184 129V130H183ZM188 129V130H187ZM224 129V130H225ZM232 129V128H231ZM154 130H155V132H154ZM164 130H165V132H164ZM201 130V131H200ZM1 131V130H0ZM50 131H52L51 133H50ZM150 131H152V132H150ZM173 131V132H172ZM190 131V132H191ZM208 131H213V130H208ZM56 132H54L55 134H56ZM109 132V133H108ZM156 132H157V134H156ZM166 132H168V134L166 133ZM194 132V133H195ZM164 135H163V134ZM169 133L171 134V133H173L172 135H170L171 137H173V138H171L170 136H169ZM261 132H258V135L260 134ZM47 134L48 135H50V136H47ZM109 134V135H108ZM162 134V135H161ZM186 134V135H185ZM187 134H191V135H188L187 136ZM33 135V136H32ZM111 135H113L114 136V138L113 137H111ZM185 135V136H184ZM29 136V137H28ZM30 136H32V137H30ZM106 136H107V138H106ZM151 136V137H152ZM183 136V137H182ZM191 136V137H190ZM49 137V138H48ZM94 137V136H93ZM92 137V138H93ZM144 137H146V138H144ZM144 137H142L139 141H138V145H139V148H140V146L142 147V149H145V148H147V147H144L143 148V146H145V144L144 143H146V141L148 142V144H146V145H148V148H150L151 147V145H154L155 143H154V140L152 139V144H151V142H149V141H151V139L149 138V137H147L146 135L144 136ZM160 137H162V138H160ZM177 137V138H176ZM4 138H5V140H4ZM111 138H113L112 140H113V142H111L112 140H111ZM144 138V139H143ZM153 138V137H152ZM154 138V139H155ZM167 138H165V139H167ZM175 138V141H173V139ZM183 138H184V140H183ZM28 139V140H27ZM34 139V138H33ZM44 139V140H43ZM94 139V138H93ZM93 139H91L92 141H93ZM146 139V140H145ZM149 139V140H148ZM172 140V141H171ZM179 140H183V142H181V141H179ZM191 140V141H190ZM47 141V142H46ZM171 141V142H170ZM176 141H177V144H178V142H179V144H180V142H181V144L179 145V147H180V149L181 150H179L178 148V146H177V144H176ZM229 140H227V142H228ZM15 142V143H14ZM50 142V143H49ZM110 142V143H109ZM140 142V143H139ZM226 142V141H225ZM15 145H14V144ZM108 143V144H107ZM149 143H150V145H149ZM49 144V145H48ZM107 144V146H104V145H106ZM109 144H113V145H109ZM176 145V147H178V148H176L175 147V145ZM21 145V146H20ZM46 145V146H45ZM89 145V146H88ZM23 146V147H22ZM44 146V147H43ZM110 146H112L111 148H110ZM25 147V148H24ZM86 147V148H85ZM88 147H89V149H88ZM104 147H106L107 148V151H108V153H109V151H111V150H109V149H112V151L108 154L107 152H106V148L105 149H101V148H104ZM170 147V146H169ZM176 148V150L178 149L179 151H175V148ZM24 148V149H23ZM57 149L56 151H55V149ZM61 148V149H60ZM63 148V149H62ZM90 148H91V150H90ZM118 150V153H117V150ZM147 148V149H148ZM173 148H174V150H173ZM47 150V149H52L54 152H56L57 153V155H58V157H59V155H62V156H60V158H56V155H54L55 153H53V151H49V152H51V153H53L52 155H54L51 159H49V160H46L45 162L44 161H42V162H40V164L41 165H43V166H41V167H39L40 166V164H39V162L37 161V160H35V158H34V156H32V154L31 153H35L36 152V150ZM141 149V148H140ZM141 149V150H142ZM63 150V151H62ZM94 150V151H93ZM121 152H120V151ZM154 150L155 149H152L151 150V152H150V154L152 153L153 154V152H154ZM171 150H173L174 152H176V153H173V151L171 152ZM187 150V151H186ZM7 151V152H6ZM60 151H61V154H59L60 153ZM64 151H65V154H64ZM102 151V152H101ZM114 151V152H113ZM123 151H125L124 153H123ZM181 151V152H180ZM5 152H6V154H5ZM86 152V153H85ZM18 154L19 156L21 155V159L19 158V161L17 162L16 161V159H15V157H14V154ZM80 153H81V155H80ZM115 153H117V154H115ZM123 153V154H122ZM125 153H128V154H125ZM192 153V154H191ZM93 154V155H92ZM124 154H125V156H124ZM177 154V155H176ZM183 154V155H182ZM64 155V156H63ZM103 155V156H102ZM182 155V156H181ZM189 155V156H188ZM73 156V155H72ZM88 156H89V158H88ZM90 156H92V157H90ZM94 156H95V158H94ZM178 156V157H177ZM126 157H125V159H126ZM93 158V159H92ZM104 158V159H103ZM118 158H119V156H118ZM128 158V157H127ZM176 159V162H175V159ZM182 158H185V157H182ZM62 161H60V160ZM74 159V160H73ZM80 159H82V160H80ZM90 159V160H89ZM192 159V158H191ZM190 159V160H191ZM33 160V161H32ZM80 160V161H79ZM91 160H92V162H91ZM177 160H178V162H177ZM187 161H188V159H187ZM244 161V160H243ZM241 162L242 163V165H241V167L244 169V170H246L247 169V167L248 166H246V163L247 162ZM47 162V163H46ZM55 162V163H54ZM174 162H175V164H174ZM180 162H182V164H187L188 165V167H189V169L190 170H188V168L186 167V168H183L184 167V165H182V164H180ZM16 163H17V165H16ZM51 163V164H50ZM53 163V164H52ZM103 163V164H102ZM142 163H143V166H142ZM33 164L35 165V166H33ZM45 164V165H44ZM101 164V165H100ZM145 164V165H144ZM53 165H54V167H53ZM63 165V166H62ZM130 165V164H129ZM133 165H134V167H133ZM133 165H130L131 167H133L132 169H133V171H135L136 169H139L138 168V164H133ZM136 165H138L137 167H136ZM171 165V166H172ZM176 165V166H175ZM245 165V166H244ZM49 166V167H48ZM92 168H91V167ZM142 166V169H145V168H143V167H150L148 164H146V162L144 163V162H141L140 163V166L139 167H141ZM183 166V167H182ZM257 166V165H256ZM29 167V168H28ZM45 167V168H44ZM177 167V168H176ZM241 167H239L240 169H242ZM94 168V169H93ZM91 169H93V170H91ZM149 169V168H148ZM180 169V170H179ZM183 169H184V171H183ZM242 169V170H243ZM255 169V168H254ZM73 170H75L74 168H72V169H69L68 171H69V175H68V177L69 178H73L75 175H74V173L72 172ZM94 171V172H93ZM158 171H161L162 172V170H158ZM158 171H156V175L158 176V174H160L161 176H162V182L159 184V187H162L163 186V184H164V188H162V189H164V192L163 193H161L162 192V189L160 190L159 189V191H160V194L162 195L161 197H163L164 195H165V193H167V190H165L166 189V183H167V187H170V184H172V179L171 178H165V176H166V174L167 173H161V172H158ZM190 171V172H189ZM255 171H257V172H254V170L252 171V173L254 174V176H258L259 175V172H260V170H259V166L256 168V170ZM96 172V173H95ZM185 173H187L186 175H185ZM50 175L52 174V173H49ZM102 176H101V175ZM100 175V176H99ZM159 175V176H160ZM189 175V176H190ZM72 176V177H71ZM112 176H114L113 174L110 176V178H112ZM67 177V178H68ZM115 177V176H114ZM113 177V179L115 180V178H117V177H115L114 178ZM67 178H61L58 182H56L54 185H56L57 183H59V182H61V187H63L66 183H67ZM102 179V182L100 181H98V179ZM110 178H108L107 179V181L106 182H110V183H114L115 184V182L116 181H114L113 182V180L111 179V181H110ZM123 178V177H122ZM263 178H264V175H263ZM119 179V178H118ZM118 179H116L117 180V182H116V184H120V182H121V184L118 186V185H116L115 187V191H116V193H117V190H118V188L119 187H121V185H122V187L120 188V189H122V190H120L119 189V191H118V193H121V196H123V191H126L129 187V184L127 185H125L124 183V181H126V183H127V179L126 180H123V181H120V182H118ZM119 180H121V179H119ZM104 181V182H103ZM145 180H142V182L144 183V184H146L147 182L145 181ZM167 181V182H166ZM169 182H171V183H169ZM174 182V181H173ZM88 183H90V184H88ZM95 183H96V181H95ZM94 182H86L85 183V185H83V187H84V189H83V187H82V191L86 194V196L87 195H90L89 193H92V192H94L95 190H91V188L92 187H95V184ZM188 183V182H187ZM10 184H11V188L12 189H15L16 190V192L15 193H17V192H19V190H21L23 187H22V185H23V179H22V177H20V176H17V178L16 179H14L12 182H10ZM91 184L92 185H94V186H91ZM101 184V185H100ZM126 186V188H125V186ZM169 184V185H168ZM258 184V183H257ZM140 185V184H139ZM186 185H188V184H186ZM185 185V186H186ZM259 186H260V184H258ZM85 186H86V188H85ZM99 188H98V187ZM101 186V187H100ZM110 186V185H109ZM107 187V188H110V187ZM184 185L181 187L182 188V190L183 191H185L186 190V192H190V194H189V196H192V190H190L189 188V186H187V187H185ZM88 187V188H87ZM118 187V188H117ZM261 188H264V182H262V186H260ZM110 189H112V187L110 188ZM124 189V190H123ZM90 190H91V192H90ZM104 190H106V189H104ZM262 190H264V189H262ZM87 191H88V193H87ZM106 191H108V190H106ZM112 191V190H111ZM166 191V192H165ZM100 192H101V190H100ZM105 192V191H104ZM108 192H110V191H108ZM125 193V192H124ZM183 193H185V192H183ZM0 194H1V196H0V230L1 229H3L4 227H5V225H7L8 224V222H10L11 221V219H16V218H18V217H21V216H23V215H25L26 213H27V215L28 214H33L34 213V211H32V210H34L35 209V211L38 213V215L40 216V219H39V221H38V223H39V226L40 227H42L43 229H45V230H47V229H49L48 227L50 226H52L51 225V223L52 222H54V220H55V218L57 217L58 219H57V222H60L61 221V219L64 217V215H66V214H68V213H66V214H62L61 213V211L60 210H58V208H57V205H58V203H56L55 205H53V206H49V205H44L43 203H42V201H39V199H36L37 197H32L30 200H29V203L27 204V206L26 207H24V209H22V214L20 215L19 214V212H17V211H15L14 209H12V207H14V205H15V207H17V208H19L18 206H17V201L18 200H16V194L12 197V198H7V194L5 193V191H3V190H1L0 189ZM102 194V193H101ZM187 195H188V193H186ZM91 196V195H90ZM120 196V195H119ZM140 196V195H139ZM166 196V195H165ZM164 196V197H165ZM238 196H240V198H243V196L239 193V195H237V197ZM130 198V197H129ZM128 198V199H129ZM132 198V197H131ZM166 198V197H165ZM165 198H162V199H165ZM239 197H238V199H240ZM8 199V200H7ZM194 199V198H193ZM190 200L189 202H192L193 204L191 205V207L189 208V209H192V207L193 206H199V207H201L200 206V203L199 202H202L201 201V199H198V198H195L196 200ZM237 199V201H236V199H233V198H231V200L229 199V201L227 202L226 201V204L229 206V212H228V214H232L230 217H231V219H228V222L227 223H224L223 225H229L231 228H233V227H235V226H231L230 224H228L231 220L232 221H235V223H239L240 225H242V227L241 228H243L244 230H243V232L244 231H246V235H245V238L247 237V241H248V243L250 242H252V241H255V239L257 238L256 236H254V233H253V225H252V223L250 222V220L247 218V217H242L241 216V220H242V218H243V220L241 221L240 219H239V217H240V214H242V212L244 211V208H242V206L244 205V203L243 202H245L246 200H247V204L249 203V202H251L250 201V199H249V201H248V199H240V200H242V201H240V200H238ZM13 201H15V202H13ZM133 201V199L130 201V199H129V201L127 202V204H126V206L125 207H127V209H129L130 207H131V203H133L132 202ZM165 201H168V197H167V200H159V201H157V205H156V207H157V209H159L161 206H164V205H166L165 203ZM236 201V202H235ZM13 202V203H12ZM158 202H160V203H158ZM242 202V203H241ZM253 202H254V200H253ZM255 202H256V200H255ZM130 205H129V204ZM14 204V205H13ZM134 204V203H133ZM231 204V205H230ZM243 204V205H242ZM8 205L9 206H12V207H10L11 209L9 210V207H8ZM127 205H129V206H127ZM233 206V207H232ZM8 207V208H7ZM118 207L119 208H116V210H114V212H111V213H114V215H117V218L119 219V221H121V214L120 213H122L123 212V210H122V208L123 207H121V205L120 204H118ZM135 208V210H134V208ZM199 207H195V210L193 209L192 211H194V213L193 214H200V212H202V211H204L203 209L204 208H199ZM26 208H28L29 210H25ZM132 208H133V210H132ZM21 209V208H20ZM30 209H32V210H30ZM53 209H56L55 211H52ZM132 211H131V210ZM128 211H129V213H131L132 212V218L131 219H136V218H140V220H142L143 218H141L140 216H135V215H142V212L144 211L143 209L144 208H140L139 206H132L131 208H130ZM142 211H141V210ZM197 209H198V211H197ZM233 209V210H232ZM262 209V208H261ZM95 210V209H94ZM121 210V211H120ZM160 210V209H159ZM116 211V212H115ZM140 211H141V213H140ZM165 210H163L162 212H160V216L158 215V217L160 218V219H162V217L164 216V214H165V212H164ZM196 211V212H195ZM200 211V212H199ZM25 212V213H24ZM92 212H93V214L94 215H89L90 217H89V220H90V218L91 219H93V221H95V222H93V221H90V223L91 224H95L96 225V223L97 222H99L100 221V218H102L101 216H103V217H108L106 214V212H110V211H106L105 212V214L104 213H101L102 211H100V212H98V210H95V211H93L92 210ZM95 212H97V213H95ZM146 212V211H145ZM145 212H144V215H145ZM163 212H164V214H163ZM69 213H72V212H69ZM237 213V214H236ZM91 214V213H90ZM97 214L99 215V217L100 218H97ZM101 214V215H100ZM110 214V213H109ZM196 214V215H197ZM131 215H130V217H131ZM142 216V217H145V216ZM195 215V216H196ZM96 216V217H95ZM133 217H135V218H133ZM237 217V218H236ZM95 218V219H94ZM116 218V219H117ZM96 219H99V220H96ZM105 219V218H104ZM118 219H117V221H118ZM220 219H222V218H220ZM246 219H247V222H245L246 221ZM238 220H240L239 222H238ZM56 222V221H55ZM93 222V223H92ZM119 223V222H118ZM118 223H115V221H114V223H112V226H114L115 224H118ZM243 223H244V225H246L245 223H249V224H247V229H246V227L244 228L243 227ZM252 225V226H251ZM238 226V225H237ZM260 227L262 228V229H264V223L263 222H261V224H260ZM231 228H229L230 229V231L232 230ZM251 228V229H250ZM235 229H240V227H236ZM246 229V230H245ZM227 230H228V228H227ZM226 229L224 230V232H226L227 231ZM229 231V230H228ZM229 231V232H230ZM252 231V232H251ZM229 232H227L226 234L224 233V236L223 235H221V237L220 238H218L219 239V241L217 242V239L215 240V242H217V243H215L214 245H213V242H212V240L211 239H209V240H204V242H203V240L201 239L200 241H199V251H198V253H197V256H196V262H197V264H202V263H204L203 261H205L204 260V258L206 257V263L209 261V260H207V259H211V258H213V256L214 255H218L219 257H220V260L221 261H227V260H229V257H231V255H234L236 258H240L239 260H238V263L239 264H245V263H243L242 262V260H244V259H241V257H243V256H249V255H252L253 253H252V250L251 249H249L248 247H246V245L243 243V245H244V248L242 249V251L241 250H239V248L237 249V251H235V250H233V248H235L236 249V244L234 245V241H233V234H232V231L229 233ZM71 233V232H70ZM29 233L28 232H26V230H23V229H19V236L24 240V241H22L23 243V246L22 247H25V246H27V248L29 247V239L30 238H32V236H30V235H28ZM80 234L82 235L83 234V232L81 231L80 232ZM96 234V233H95ZM4 234H0V264H10V262H11V264H24V263H28V264H56V262H58L57 260L59 259V257L61 256V254L59 253V249L56 247V249H54L53 247H52V249L50 250L51 252L49 253V258L48 257H46L45 255L46 254H48L47 252H45V255H43V254H41V252H43V251H41V248L39 249V245L38 246H36V247H33V244L30 246V249L29 250H31V249H34L35 248V250L33 251V253H31V252H28L29 253V255H28V253H27V255L25 254L24 256H20V259H18L17 257H16V254H14V252L16 253V250L15 249H17V246L19 245V243H18V245H17V242H15V244H14V241H11V239H8L7 238V236L6 235H4ZM71 236H73L74 237V235H71ZM243 236H244V234H243ZM243 236H242V238H243ZM69 237H70V235H69ZM155 237V236H154ZM154 237H153V239H154ZM176 238L178 237V235H176L175 236ZM194 237V238H193ZM192 238L190 237L189 239V241H192V240H194L195 239V236H193ZM231 237V238H230ZM249 237V238H248ZM29 238V239H28ZM45 238V237H44ZM72 238V237H71ZM150 238H152V235H151V237ZM239 239H240V236L238 237ZM204 239V238H203ZM35 240L36 241H39V240H37V236L35 237ZM249 240H251V241H249ZM245 241V240H244ZM10 242H11V244H10ZM13 242V243H12ZM26 242V243H25ZM44 242V241H43ZM207 242H209V245H208V243ZM39 243V242H38ZM105 244H107V242H104ZM104 243H99V245H101V244H104ZM174 243H176V245H177V241L176 242H174ZM207 243V244H206ZM241 244V243H240ZM81 245V246H80ZM78 247H84L85 249H87L88 248V245L86 246V243L85 242H81V244H80ZM217 245V246H216ZM223 245V246H222ZM231 245V246H230ZM107 246V245H106ZM178 246V245H177ZM214 246V248H212V247ZM216 246V247H215ZM242 246V245H241ZM83 247L81 248V249H83ZM227 247V248H226ZM231 247V248H230ZM10 248V249H9ZM79 248V249H80ZM89 248H91V246H89ZM88 248V249H89ZM111 248H113V247H111ZM118 249H119V247H117ZM117 248H116V250H117ZM202 248V249H201ZM216 249H218V252L217 251H214V250H216ZM224 249H226V250H224ZM12 250V251H11ZM15 250V251H14ZM24 250V249H23ZM25 250H26V248H25ZM11 251V252H10ZM53 251V252H52ZM115 251V250H114ZM113 251V252H114ZM119 251V250H118ZM13 252V253H12ZM54 252H55V254H54ZM225 252V253H224ZM237 252V253H236ZM215 253H217V254H215ZM222 253V254H221ZM14 255V257H12L13 255ZM33 254V255H32ZM40 254L41 255H43L42 257L40 256ZM54 255V257H53V255ZM60 254V256H58ZM107 252L106 253H104V254H102L103 255V257H101L99 260L101 261V263L103 264V262H107V264H115V262L117 261V259H119V258H117V259H115L114 258V256H112V254H110V256L109 257H105V256H107ZM241 254V255H240ZM12 255V256H11ZM37 255V256H36ZM51 255V256H50ZM105 255V256H104ZM221 255V256H220ZM33 258H36V259H33ZM35 256V257H34ZM57 256V257H56ZM128 257V260H129V258H133V256L134 255H127ZM208 256V257H207ZM46 257V258H45ZM51 257V258H50ZM53 257V258H52ZM218 257V258H219ZM262 257V259L264 258V256H261ZM260 257V258H261ZM13 258H15L14 260H12ZM16 258H17V260H16ZM22 258V259H21ZM28 258V259H27ZM54 258L55 259H57L56 260V262H55V260H54ZM61 258V257H60ZM42 259H43V263H39V262H41L42 261ZM44 259H46L45 261H44ZM51 259H52V261H51ZM115 259V260H114ZM131 259H130V262H131V264H135V263H133V262H136V260H137V258H135L133 261H131ZM139 259H140V256H139ZM203 259V260H202ZM214 259H216V257L214 258ZM261 259V260H262ZM27 260H28V262H27ZM33 260H35L34 262H33ZM40 260V261H39ZM39 261V262H38ZM139 261H141V260H139ZM138 261V262H139ZM14 262V263H13ZM22 262H24V263H22ZM141 262H143L144 264H153V262L155 263V261H152L151 259H147V261H141ZM162 262H164V259H162ZM241 262V263H240ZM244 262H245V260H244ZM126 263H127V261H126ZM140 263V262H139ZM156 264V263H155ZM259 264H261V263H259Z\"/></svg>", "mask_w": 264, "mask_h": 264}, {"label": "water", "instance_id": "water-1", "mask_svg": "<svg viewBox=\"0 0 264 264\" xmlns=\"http://www.w3.org/2000/svg\"><path fill=\"white\" fill-rule=\"evenodd\" d=\"M61 28V27H60ZM59 31L61 32V34H63V35H65V36H67V35H72V34H70V33H68V31H66V30H64V29H59ZM79 40V39H78ZM179 105V104H178ZM179 107H182L181 105H179ZM176 112V111H175ZM175 114V113H174ZM176 118L179 120V119H181V117H180V110H179V113H178V116H176ZM245 222H247V221H245ZM246 224H248V223H246ZM247 225H244L243 224V227L245 228Z\"/></svg>", "mask_w": 264, "mask_h": 264}]
</instances>
